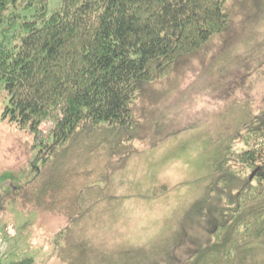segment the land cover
<instances>
[{"label":"trees","instance_id":"trees-1","mask_svg":"<svg viewBox=\"0 0 264 264\" xmlns=\"http://www.w3.org/2000/svg\"><path fill=\"white\" fill-rule=\"evenodd\" d=\"M23 1L36 9L13 30L17 41L0 46L7 97L0 119L32 136L39 165L13 197L67 218L55 236L67 264H148L129 251L99 253L77 234L114 209L113 177L135 152L136 105L146 87L235 17L263 23L264 0H61L50 12L45 0ZM17 2L0 0V23ZM255 112L218 138V157L191 209L205 206L216 218L184 264H240L248 245L264 252V101ZM214 198L221 204L210 212Z\"/></svg>","mask_w":264,"mask_h":264},{"label":"rangeland","instance_id":"rangeland-1","mask_svg":"<svg viewBox=\"0 0 264 264\" xmlns=\"http://www.w3.org/2000/svg\"><path fill=\"white\" fill-rule=\"evenodd\" d=\"M60 1L45 0L46 10ZM35 9V3L23 0L8 8L0 23V46L17 41L13 30ZM11 13L18 18L9 19ZM6 100L0 81V113ZM263 101L264 22L237 16L226 31L179 58L169 76L146 87L136 105L135 152L113 177L114 209L78 238L99 253L129 251L148 264H184L190 252L205 245L216 218L205 214V206L201 213L191 209L218 157V138L256 113ZM49 127L40 125V138ZM33 143L31 135L0 119V264L24 257L33 264H67L55 246L67 218L13 197L39 165ZM220 204L214 198L207 205L212 212ZM240 264H264V252L248 245Z\"/></svg>","mask_w":264,"mask_h":264}]
</instances>
